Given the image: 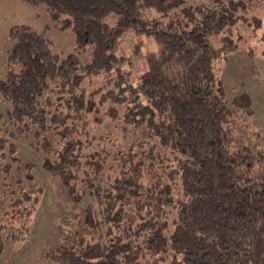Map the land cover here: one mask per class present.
<instances>
[{"label": "trees", "instance_id": "obj_1", "mask_svg": "<svg viewBox=\"0 0 264 264\" xmlns=\"http://www.w3.org/2000/svg\"><path fill=\"white\" fill-rule=\"evenodd\" d=\"M24 1L44 6L77 46H93L83 64L56 53L47 30L16 25L0 77L7 104L0 110V185L12 189L11 170L21 159L12 139L26 136L35 152L53 155L44 168L71 200L95 199L86 210L91 233L75 231L50 250L54 264H150L148 255L156 264L171 256L170 264H264V175L251 178V154L232 148L233 110L214 73L215 62L238 48L240 2L217 9L184 0ZM128 34L157 46L136 80L129 58L118 54ZM98 77L111 89L97 100L87 83ZM107 94L111 120L144 136L140 150L117 153L114 177L110 154L91 152L83 141L89 115ZM40 189H12L7 213L24 219ZM29 234L26 224L0 223V257L6 240Z\"/></svg>", "mask_w": 264, "mask_h": 264}, {"label": "rangeland", "instance_id": "obj_2", "mask_svg": "<svg viewBox=\"0 0 264 264\" xmlns=\"http://www.w3.org/2000/svg\"><path fill=\"white\" fill-rule=\"evenodd\" d=\"M231 1L240 2L233 28L238 48L215 62L214 73L224 87L227 101L233 110L229 123L234 138L232 148L234 151L243 150L251 154L247 174L251 178H258L264 175V0H184V5L224 9L231 7ZM57 20L44 6H34L24 0H0V77L7 70L10 29L21 24L29 25L39 32L47 30L56 53L73 55L83 64L89 62L93 46H77L71 32L61 30L54 24ZM115 20L116 17L110 16L108 23L112 25ZM156 48V43L145 35L128 34L122 39L118 54L129 58L132 80H136L148 68L147 55L156 51ZM106 80L103 77L91 80V83H87V91L94 92L98 100L102 92L111 89ZM104 99L105 102L99 104L98 110L89 115L91 123L83 141L90 145L91 152L110 154L108 168H112L114 177L118 174L115 161L117 153L130 148L140 150L144 136L140 132L134 133L130 128L123 129L120 123L113 122L107 114L111 105L108 94ZM6 107L7 104L0 99L3 114ZM2 134L4 130L0 124V136ZM12 140L20 153L16 156H21L11 170L12 189L20 192L21 186L33 190L39 185H42V189L37 192L38 202L33 203L35 208L32 203H26L31 209L33 206L34 210L24 219H18L11 212L7 213L12 209V189L8 185H0V223L8 225V228L26 224L31 231L25 241L4 242L0 264H54L49 257L50 250L75 238V231H78L77 234L91 233L85 225L86 210L95 199L83 200L81 203L71 200L65 185L44 168L46 159L52 160L53 155L35 152L26 136ZM32 176L33 179H29ZM177 193L175 191V195ZM145 260L156 264L155 258L149 255ZM171 261L172 256L166 264Z\"/></svg>", "mask_w": 264, "mask_h": 264}]
</instances>
